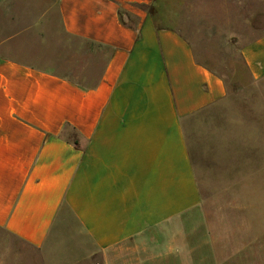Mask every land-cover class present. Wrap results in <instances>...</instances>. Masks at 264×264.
<instances>
[{
  "label": "crops",
  "instance_id": "0c3cea01",
  "mask_svg": "<svg viewBox=\"0 0 264 264\" xmlns=\"http://www.w3.org/2000/svg\"><path fill=\"white\" fill-rule=\"evenodd\" d=\"M25 1L7 2L26 22L0 38V229L45 264H146L144 248L138 263L127 254L199 203L183 123L226 97L216 47L264 80V0H208L212 44L159 19L160 0ZM51 9L94 49L84 82L24 41L52 30Z\"/></svg>",
  "mask_w": 264,
  "mask_h": 264
},
{
  "label": "rangeland",
  "instance_id": "374dc122",
  "mask_svg": "<svg viewBox=\"0 0 264 264\" xmlns=\"http://www.w3.org/2000/svg\"><path fill=\"white\" fill-rule=\"evenodd\" d=\"M8 1L0 0V38L13 31L10 27L26 22L15 14L9 21L4 13ZM18 2L12 0L13 11ZM50 2L38 0L37 6L41 9ZM180 5L185 14L175 18ZM159 6L163 9L159 19L170 17L173 24L183 23L188 32L193 26L197 31L198 26L202 31L198 29L195 35L211 43L206 31L211 33L208 24L214 22V14L208 9V0H160ZM44 21L52 30H37L24 39L39 49L44 60L37 64L72 80L86 81L87 76H81L86 69L80 67L84 58L92 59L93 47L61 34L53 9ZM46 33L54 35L47 38ZM216 49L219 61L215 66L227 84L226 97L183 123L199 203L167 223L163 237L153 236L151 248L138 245L129 251L127 256L133 262L143 259L144 248L148 251L146 264H264V80L252 83L237 57L228 55V47ZM96 52L105 56L103 51ZM221 56L230 62L228 66ZM0 264L45 263L40 253L0 229Z\"/></svg>",
  "mask_w": 264,
  "mask_h": 264
},
{
  "label": "trees",
  "instance_id": "16d2710c",
  "mask_svg": "<svg viewBox=\"0 0 264 264\" xmlns=\"http://www.w3.org/2000/svg\"><path fill=\"white\" fill-rule=\"evenodd\" d=\"M205 109V108H204ZM203 110V109H202ZM201 111V110H200ZM197 114V113H196ZM196 114H194L193 116H195Z\"/></svg>",
  "mask_w": 264,
  "mask_h": 264
}]
</instances>
